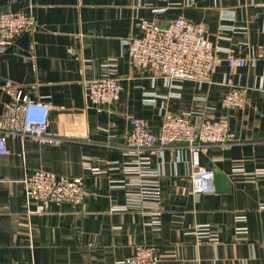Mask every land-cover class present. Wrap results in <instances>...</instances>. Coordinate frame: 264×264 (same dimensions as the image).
Returning a JSON list of instances; mask_svg holds the SVG:
<instances>
[{
  "label": "crops",
  "instance_id": "obj_1",
  "mask_svg": "<svg viewBox=\"0 0 264 264\" xmlns=\"http://www.w3.org/2000/svg\"><path fill=\"white\" fill-rule=\"evenodd\" d=\"M1 11H32L37 26L0 54V118L11 80L49 104V144L10 135L0 155V264H123L144 244L158 248L160 264H264V0H0ZM182 17L207 28L217 61L211 79H170L135 67L123 39L140 36L142 20L166 25ZM229 55L246 59L230 68ZM105 76L121 85L109 105L87 99L85 82ZM233 86L248 88L243 108L227 106ZM194 120H227L231 146L206 145L200 166L223 177L215 192L196 198L194 168L185 145L148 149L161 172L162 224L137 211H118L134 187H111L132 159L126 146L131 119L159 135L167 113ZM239 168L241 171H236ZM44 170L81 176L87 194L78 203L34 204L28 216L24 178ZM247 214L248 232L236 233L235 217ZM208 224L217 241L198 236Z\"/></svg>",
  "mask_w": 264,
  "mask_h": 264
},
{
  "label": "built area",
  "instance_id": "obj_2",
  "mask_svg": "<svg viewBox=\"0 0 264 264\" xmlns=\"http://www.w3.org/2000/svg\"><path fill=\"white\" fill-rule=\"evenodd\" d=\"M37 26L32 11L0 10V54L7 51L12 42L21 34L30 32ZM140 36L123 39L135 67L148 68L160 72L170 79L193 80L200 84L208 82L216 69V51L208 38L207 28L194 24L182 17L166 25L142 20ZM264 58V46L259 54ZM230 68L242 67L246 59L229 55L226 58ZM8 97L0 118V155L9 153L8 137H31L35 141L61 144L63 137L49 134L50 108L42 99H32L21 86L6 80L2 86ZM87 99L92 103L109 105L120 99L121 85L111 76L85 82ZM248 88L233 86L224 96L223 103L230 107L243 108L247 104ZM236 133L227 120L203 118L194 120L191 113L165 114L159 135L150 132L146 123L138 118L131 119V129L126 146L132 159L120 169L124 178L112 182L111 187H134L125 193V203L118 211H137L151 218V225L160 230L162 220L161 172L152 166L148 149L164 148L171 145L187 146L193 156L194 168L191 174L192 193L198 198L202 194L215 192V174L212 168L200 166L199 154L206 145L228 147L236 143ZM236 171H241L237 168ZM264 174V168L255 170ZM25 186V206L28 216L33 213L34 204L78 203L84 200L87 191L81 176H69L44 170L28 172L23 180ZM260 209H264L261 204ZM247 214L239 213L235 221L239 224L236 233L248 232ZM195 233L211 241L213 237L208 224L199 225ZM123 264H160L158 248L151 244L139 246L133 254L122 261Z\"/></svg>",
  "mask_w": 264,
  "mask_h": 264
},
{
  "label": "water",
  "instance_id": "obj_3",
  "mask_svg": "<svg viewBox=\"0 0 264 264\" xmlns=\"http://www.w3.org/2000/svg\"><path fill=\"white\" fill-rule=\"evenodd\" d=\"M213 171H214V174H215L214 183L217 184L219 182L220 178L223 177V176L217 169H213Z\"/></svg>",
  "mask_w": 264,
  "mask_h": 264
}]
</instances>
